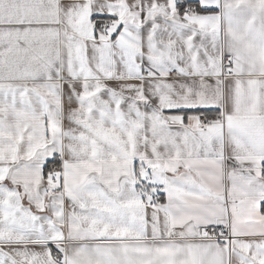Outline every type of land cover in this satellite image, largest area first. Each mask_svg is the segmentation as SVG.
Returning <instances> with one entry per match:
<instances>
[{"label":"snow or ice","instance_id":"obj_1","mask_svg":"<svg viewBox=\"0 0 264 264\" xmlns=\"http://www.w3.org/2000/svg\"><path fill=\"white\" fill-rule=\"evenodd\" d=\"M0 264H264V0H0Z\"/></svg>","mask_w":264,"mask_h":264}]
</instances>
